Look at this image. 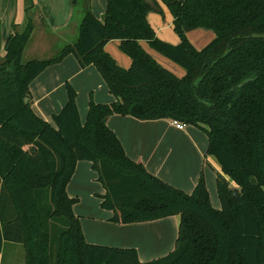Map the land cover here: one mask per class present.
<instances>
[{
  "label": "trees",
  "instance_id": "trees-1",
  "mask_svg": "<svg viewBox=\"0 0 264 264\" xmlns=\"http://www.w3.org/2000/svg\"><path fill=\"white\" fill-rule=\"evenodd\" d=\"M173 17L175 45L159 39L146 16ZM81 12L77 36L48 58L23 62L34 29L32 0H25L21 30L12 25L0 60V252L4 242L22 245L24 264H264V0H106L97 18L89 0H72ZM80 9V10H79ZM79 10V11H78ZM208 28L214 38L196 49L186 37ZM112 39L129 56L119 66L105 50ZM180 64L177 76L140 44ZM67 54L93 65L115 100L91 101L83 123L76 92L48 122L24 103L29 83ZM139 120L169 119L203 129L215 173L220 207L211 205L200 174L192 191L167 183L131 159L110 115ZM88 160L105 192L100 205L115 222L178 215L174 248L141 261L132 247L89 243L75 197L67 184L77 161Z\"/></svg>",
  "mask_w": 264,
  "mask_h": 264
},
{
  "label": "crops",
  "instance_id": "crops-1",
  "mask_svg": "<svg viewBox=\"0 0 264 264\" xmlns=\"http://www.w3.org/2000/svg\"><path fill=\"white\" fill-rule=\"evenodd\" d=\"M47 1L52 2L54 0H32L34 4V29L32 35L36 28L42 26L45 27L48 34H53L50 27L47 25L45 12L43 14L41 9L37 6V3H40L43 5L44 9L51 7L50 5L48 6ZM63 1L65 2L66 0ZM159 4L164 12L163 15L159 17L156 14L148 12L146 18L159 39L175 45L180 39L172 30L173 17L168 13V8L162 2L159 1ZM73 10L71 7V12ZM79 12L74 10V22L68 25L65 30L58 31L57 35H55L57 38H59L58 35H60V38L65 40V44L73 42L76 38L77 27L81 20V12ZM65 13L66 9L62 11V14L65 15ZM96 17L100 18L99 16ZM60 18L64 19L65 17ZM52 19L54 23L59 25L66 23L62 20L58 21L53 17ZM24 21L25 14L20 24L13 23L18 31L21 30ZM39 37L40 40L36 39L33 48L45 50L46 45H49V36L45 37V33L41 32ZM186 37L194 48L201 49L214 38V32L208 28H194L186 32ZM140 44L160 65L167 68L175 75L182 76L185 73L184 68L180 69V67L172 63L166 56L151 48L146 41H140ZM118 46L119 40L112 39L106 42L104 50L114 58L119 66L128 68L131 60L118 51ZM65 62L66 63H61V65H63L61 67L56 64L48 65L28 86L31 95L30 104L32 110L36 115L48 122H52V115L58 113L67 100L65 93L61 89L56 93L54 92L57 87L61 88L62 83L65 84L68 82L66 78H70L72 75L69 71L75 68V64L71 58L68 57ZM67 65L69 69L66 68ZM106 88L103 87L98 98L94 97L96 103H110L115 100L114 96ZM106 122L120 140L126 154L131 159L141 162L148 172L187 193L192 191L200 174L203 173L208 193L213 191L215 180H213V178L215 174L213 175L211 171L210 174L205 172V162L206 160L212 159L215 166L214 169H216L217 172L218 170L220 171V166L212 156L206 154V151L204 152L199 144L194 142L195 131L187 129L188 125H186L184 129H177L172 125L169 119L139 120L132 116H121L116 114L110 115ZM174 136L176 140L171 141V137ZM177 141H185L187 144L192 145L191 148L193 151H191L193 153H181L179 151L181 148L178 146ZM83 166L84 165H82V167ZM85 177H87V173ZM69 196L72 197L71 195ZM75 214L78 215L77 213ZM78 216L80 217L81 223V216ZM178 223V215H169L141 222L119 224V222L114 223V221H109L105 223V225H100L99 223V225L96 226L97 232L93 231V234H91L89 225L83 224L81 228L83 227V235L87 239L85 240L89 243L132 247L137 251L138 258L141 261H148L164 256L174 248ZM104 228L106 232H100ZM88 235L90 238H88Z\"/></svg>",
  "mask_w": 264,
  "mask_h": 264
},
{
  "label": "rangeland",
  "instance_id": "rangeland-1",
  "mask_svg": "<svg viewBox=\"0 0 264 264\" xmlns=\"http://www.w3.org/2000/svg\"><path fill=\"white\" fill-rule=\"evenodd\" d=\"M105 1L106 0H89V7L91 12L101 18L106 5ZM47 2L48 6H51L47 9H44L43 5L40 3H37V6L41 9L43 14L45 12V15L47 17V25L48 27H50V30L53 34H48L44 26L36 28L33 35L31 33L32 36L30 35V38L27 40V43L22 51L21 59L23 62H26L31 59H44L55 55L58 50L65 44V40L60 38V35H58L59 38H57V36L55 35H57L58 31L65 30L68 25L74 22L75 14L71 0H66L65 2L63 0H54L52 2ZM24 5L25 0H0V60L4 56V44L11 32L12 24H20L24 19ZM71 7L73 10L72 12ZM64 9H66L65 15L62 14V11H64ZM149 13L156 14L160 17L163 15L164 12L161 11L160 13L156 11H150ZM168 13L171 14L169 10ZM52 17L58 21L62 20L66 23L62 25L54 23ZM60 17L65 18L62 19ZM41 32L45 33V37L49 36V45H46L47 49L45 48V50L33 48V44L35 43L36 39L40 40L39 35ZM174 33L176 34L175 31ZM117 48L122 55L129 59V56L125 54L119 46ZM68 57L73 60L75 68L69 71L72 75L70 78L66 79L76 92L75 100L77 104L78 119L80 123H83L86 118L85 116L89 107V103L91 101L95 102L94 97L98 98L101 93V90L103 89V87L106 88V86L95 66L88 65L84 68H81L71 54H67L61 59V61L53 64L60 65L59 67H61L63 66L61 65V63H66L65 61ZM171 61L172 63L180 67V69H183L180 64L176 63L173 60ZM66 68L69 69V66L67 65ZM60 89L65 93L67 99V91L65 84L62 83L61 88L57 87L54 92L56 93ZM187 129L195 131L194 142L199 144L205 152L208 146V137L206 132L203 129L194 125H188ZM170 140L175 141L176 137H171ZM177 143L178 146L181 148L179 149L181 153H193V149L191 148L192 145L187 144V142L185 141H177ZM82 165L84 166L82 167ZM205 166V172H207V174H210V171L213 175L215 174V172H217L216 169H214L215 166L213 164L212 159L206 160ZM86 173L87 177H85ZM214 179L215 175L213 180ZM67 192L69 195L77 199L74 203L73 210L75 213L81 216L82 226L83 224L89 225L91 229V234H93V231L97 232L96 226L99 225V223L100 225H105V223H108L109 221L113 222L112 218L115 216L114 211L111 209L103 208L100 205L101 195L104 194L105 189L102 182L98 179L97 172L92 168L90 161H77L75 170L67 185ZM209 197L211 205L214 208H219L221 203L217 194L215 180L214 189L213 191H210ZM114 223L117 222L114 221ZM119 224L121 223L119 222ZM103 231L104 233L106 232L105 228L102 229L100 232ZM88 238H90L89 235ZM0 264H24V250L22 248V245L14 242H4L2 245V250L0 252Z\"/></svg>",
  "mask_w": 264,
  "mask_h": 264
},
{
  "label": "built area",
  "instance_id": "built-area-1",
  "mask_svg": "<svg viewBox=\"0 0 264 264\" xmlns=\"http://www.w3.org/2000/svg\"><path fill=\"white\" fill-rule=\"evenodd\" d=\"M172 125H174L177 129H184L185 128V124L176 120H172L171 121Z\"/></svg>",
  "mask_w": 264,
  "mask_h": 264
},
{
  "label": "water",
  "instance_id": "water-1",
  "mask_svg": "<svg viewBox=\"0 0 264 264\" xmlns=\"http://www.w3.org/2000/svg\"><path fill=\"white\" fill-rule=\"evenodd\" d=\"M30 98H31V95H30V93H29V91H28V92H26V94H25V97H24V103L29 102V101H30Z\"/></svg>",
  "mask_w": 264,
  "mask_h": 264
}]
</instances>
